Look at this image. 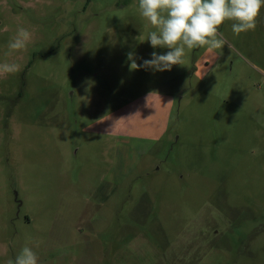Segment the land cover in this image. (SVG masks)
Wrapping results in <instances>:
<instances>
[{
	"label": "rangeland",
	"instance_id": "obj_1",
	"mask_svg": "<svg viewBox=\"0 0 264 264\" xmlns=\"http://www.w3.org/2000/svg\"><path fill=\"white\" fill-rule=\"evenodd\" d=\"M152 30L138 0H0V264H264V9L170 71Z\"/></svg>",
	"mask_w": 264,
	"mask_h": 264
},
{
	"label": "clouds",
	"instance_id": "obj_2",
	"mask_svg": "<svg viewBox=\"0 0 264 264\" xmlns=\"http://www.w3.org/2000/svg\"><path fill=\"white\" fill-rule=\"evenodd\" d=\"M264 9V0H138L141 18L154 30L148 33L147 41L155 48L168 49L165 54L152 53L150 60H145L144 68L155 71H170L174 65H182L188 52L193 49H205L215 54L226 46L224 34L220 28L225 23L231 24L234 36L254 31L257 19ZM7 30V28H5ZM32 33L19 27L6 47V57L26 50ZM231 50V49H229ZM217 57L210 56V61ZM132 61L130 67L137 69L133 53H128ZM20 65L15 62H0V78L15 74ZM253 155L260 149L253 147ZM6 264H38V256L31 247L25 245L14 259Z\"/></svg>",
	"mask_w": 264,
	"mask_h": 264
},
{
	"label": "crops",
	"instance_id": "obj_3",
	"mask_svg": "<svg viewBox=\"0 0 264 264\" xmlns=\"http://www.w3.org/2000/svg\"><path fill=\"white\" fill-rule=\"evenodd\" d=\"M149 138V139H148ZM159 139V138H158ZM141 140H149V141H151V142H156V141H158V140H155V139H153V138H151V137H145V138H142L141 137Z\"/></svg>",
	"mask_w": 264,
	"mask_h": 264
}]
</instances>
